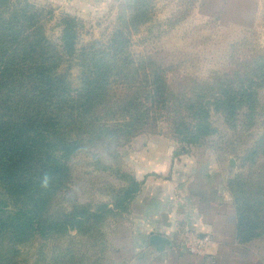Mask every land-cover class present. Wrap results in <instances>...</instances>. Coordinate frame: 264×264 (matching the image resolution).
Returning a JSON list of instances; mask_svg holds the SVG:
<instances>
[{
    "label": "trees",
    "instance_id": "obj_1",
    "mask_svg": "<svg viewBox=\"0 0 264 264\" xmlns=\"http://www.w3.org/2000/svg\"><path fill=\"white\" fill-rule=\"evenodd\" d=\"M125 5L123 27L107 47L94 42L78 49L76 17L63 16L60 43H55L46 31L53 9L30 0H0V249L4 239L17 246L36 232L48 236L77 229L96 235L101 221L129 212L140 189L134 177L111 199L112 205L54 210L53 202L71 181V158L82 144L112 137L115 146L108 153L113 154L120 142L126 145L152 122L164 121L172 126V137L191 146L210 134L212 112L234 121L245 114V124L264 114V107L256 109L264 89V57L241 61L235 78L226 73L195 85L193 93L185 87L175 90L167 67L151 57L135 63L128 51L126 30L150 21L151 0H125ZM77 56L83 79L79 92L59 71L65 58ZM45 174L53 177L47 188L41 187ZM257 175L255 180L254 172L239 174L228 183L241 244L264 237V170ZM5 256L0 250V264H15ZM93 264H100V258Z\"/></svg>",
    "mask_w": 264,
    "mask_h": 264
},
{
    "label": "rangeland",
    "instance_id": "obj_2",
    "mask_svg": "<svg viewBox=\"0 0 264 264\" xmlns=\"http://www.w3.org/2000/svg\"><path fill=\"white\" fill-rule=\"evenodd\" d=\"M30 1L54 10L52 19L48 20L51 14L46 17V31L55 43H60L63 16L76 17L80 21L78 49L94 42L99 43L97 47H107L116 30L123 27L127 13L125 0ZM150 17L137 29L126 30L128 51L135 63L151 57L167 67L169 85L175 90L185 87L193 93L195 85L212 83L217 75L226 73L235 78L241 61L264 57V0H151ZM79 63L78 56L67 57L59 69L78 92L83 86ZM198 91L205 93L201 87ZM257 103L259 112L264 107V89L259 91ZM244 115L234 121L223 112H212L211 132L196 145L172 137V126L159 121L126 145L120 142L107 158L77 153L71 158V181L53 202L54 210L84 205L98 210L102 204L112 205L111 199L132 177L139 183L150 178L147 150L153 145L159 155L165 150L173 152L175 162L190 165L188 183H223L227 187L236 175L247 177L253 172L256 180L264 170V114L254 124H245ZM256 149L257 155L253 154ZM133 212L130 205L121 217L101 221L96 235L77 229L48 236L36 232L30 241L17 246L4 239L0 250L15 264H93L97 258L100 264H146L145 252L136 250ZM53 215L54 211L47 215L49 222ZM253 246L255 252L242 256L244 262L264 259V237Z\"/></svg>",
    "mask_w": 264,
    "mask_h": 264
},
{
    "label": "crops",
    "instance_id": "obj_3",
    "mask_svg": "<svg viewBox=\"0 0 264 264\" xmlns=\"http://www.w3.org/2000/svg\"><path fill=\"white\" fill-rule=\"evenodd\" d=\"M147 152V166L151 167L147 175L151 176L140 183L131 204L136 221L135 246L138 252H145L146 264H203L201 257L189 254L183 246L188 233L210 234L211 250L219 264H264V259L242 260V256L255 252L253 244L259 239L238 242L237 211L228 186L188 183L190 165L175 162L173 152L165 150L159 155L156 145ZM154 235L168 240L163 250L152 246Z\"/></svg>",
    "mask_w": 264,
    "mask_h": 264
},
{
    "label": "built area",
    "instance_id": "obj_4",
    "mask_svg": "<svg viewBox=\"0 0 264 264\" xmlns=\"http://www.w3.org/2000/svg\"><path fill=\"white\" fill-rule=\"evenodd\" d=\"M212 237L210 234L197 235L188 233L183 241V246L191 255L199 256L203 264H219L217 255L211 250Z\"/></svg>",
    "mask_w": 264,
    "mask_h": 264
},
{
    "label": "clouds",
    "instance_id": "obj_5",
    "mask_svg": "<svg viewBox=\"0 0 264 264\" xmlns=\"http://www.w3.org/2000/svg\"><path fill=\"white\" fill-rule=\"evenodd\" d=\"M114 140L112 137H105L100 142L95 144L84 143L78 148L81 155L95 154L100 158H107L108 152L114 147ZM53 177L50 174H45L41 181V187L47 188Z\"/></svg>",
    "mask_w": 264,
    "mask_h": 264
},
{
    "label": "water",
    "instance_id": "obj_6",
    "mask_svg": "<svg viewBox=\"0 0 264 264\" xmlns=\"http://www.w3.org/2000/svg\"><path fill=\"white\" fill-rule=\"evenodd\" d=\"M167 241L168 240L165 237L158 236V235H154L151 238V244H152V246H155L158 250H163L164 249V246H165V243Z\"/></svg>",
    "mask_w": 264,
    "mask_h": 264
}]
</instances>
